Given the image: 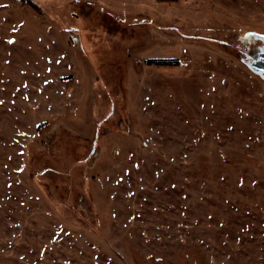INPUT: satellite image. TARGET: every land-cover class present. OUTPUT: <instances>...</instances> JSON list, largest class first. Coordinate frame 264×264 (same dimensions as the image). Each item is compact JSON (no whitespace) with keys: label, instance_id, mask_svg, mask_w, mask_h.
I'll use <instances>...</instances> for the list:
<instances>
[{"label":"rangeland","instance_id":"rangeland-1","mask_svg":"<svg viewBox=\"0 0 264 264\" xmlns=\"http://www.w3.org/2000/svg\"><path fill=\"white\" fill-rule=\"evenodd\" d=\"M249 34L264 0H0V264H264Z\"/></svg>","mask_w":264,"mask_h":264},{"label":"water","instance_id":"water-1","mask_svg":"<svg viewBox=\"0 0 264 264\" xmlns=\"http://www.w3.org/2000/svg\"><path fill=\"white\" fill-rule=\"evenodd\" d=\"M251 34H249L247 37H249ZM256 36V41H259V37L257 38V34H254ZM260 36V35H259ZM264 38V36H263ZM247 66L248 68L255 74L264 76V51H260L256 54L255 57H249L248 58Z\"/></svg>","mask_w":264,"mask_h":264},{"label":"flooded vegetation","instance_id":"flooded-vegetation-1","mask_svg":"<svg viewBox=\"0 0 264 264\" xmlns=\"http://www.w3.org/2000/svg\"><path fill=\"white\" fill-rule=\"evenodd\" d=\"M258 37H259V41H263V42H264V38H263L262 35H260V36L258 35L257 38H258ZM252 38L256 39V36H254V35L251 36V35H250L249 37L246 38V40L248 41V40H251ZM254 39H253V41H254ZM263 46H264V45H263ZM263 46H261V45H258V46H257V50H258V52H260V51H264V47H263ZM258 52H257V53H258ZM257 53H256V54H257ZM250 57L253 58V57H255V56L252 55V56H250ZM248 60H249V59H248ZM247 63H248V62H247Z\"/></svg>","mask_w":264,"mask_h":264},{"label":"built area","instance_id":"built-area-1","mask_svg":"<svg viewBox=\"0 0 264 264\" xmlns=\"http://www.w3.org/2000/svg\"><path fill=\"white\" fill-rule=\"evenodd\" d=\"M18 2H20L23 5L27 4V0H18Z\"/></svg>","mask_w":264,"mask_h":264}]
</instances>
